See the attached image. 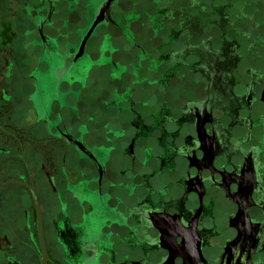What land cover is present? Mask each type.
<instances>
[{
  "label": "flooded vegetation",
  "instance_id": "1",
  "mask_svg": "<svg viewBox=\"0 0 264 264\" xmlns=\"http://www.w3.org/2000/svg\"><path fill=\"white\" fill-rule=\"evenodd\" d=\"M13 1L0 264H264V0Z\"/></svg>",
  "mask_w": 264,
  "mask_h": 264
},
{
  "label": "rangeland",
  "instance_id": "2",
  "mask_svg": "<svg viewBox=\"0 0 264 264\" xmlns=\"http://www.w3.org/2000/svg\"><path fill=\"white\" fill-rule=\"evenodd\" d=\"M14 1L13 0H8V6L7 7H13L14 6ZM84 62V60L82 59V61H81V63H83ZM61 64H63V62L61 63ZM56 66H57V64H56ZM40 79H41V83H43L44 85H45V81H44V76L42 75V76H40ZM42 84V85H43ZM47 86V85H46Z\"/></svg>",
  "mask_w": 264,
  "mask_h": 264
},
{
  "label": "water",
  "instance_id": "3",
  "mask_svg": "<svg viewBox=\"0 0 264 264\" xmlns=\"http://www.w3.org/2000/svg\"><path fill=\"white\" fill-rule=\"evenodd\" d=\"M96 22H97V21H96ZM84 42H85V40H84L83 43H82L81 49H82V47H83V45H84Z\"/></svg>",
  "mask_w": 264,
  "mask_h": 264
}]
</instances>
